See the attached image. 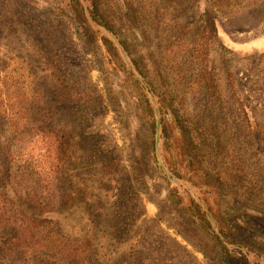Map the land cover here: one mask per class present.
I'll use <instances>...</instances> for the list:
<instances>
[{"label": "rangeland", "instance_id": "374dc122", "mask_svg": "<svg viewBox=\"0 0 264 264\" xmlns=\"http://www.w3.org/2000/svg\"><path fill=\"white\" fill-rule=\"evenodd\" d=\"M80 1L87 9L88 0ZM133 2L149 13L150 26L154 24L153 19L158 18L155 24L162 29L163 39L155 38L156 42L149 49L139 47L140 53L150 55L162 45L161 54L167 59L171 53L166 51L168 44L165 41L174 33L180 34L173 29L175 23L193 30L185 39L187 44L202 26L200 17L205 7L210 5L218 11L219 29L211 45L210 71L212 85L217 87L219 94L201 88L196 101L190 102V113L201 122L203 129L212 118L217 120L216 129H211L215 133L214 138L224 147L228 162L226 168H233L230 166L236 165L234 157H240L241 161L249 162V169L256 172L264 169V0ZM69 3L70 0H0V130L6 129V124L9 127L11 122L22 123L27 119L24 108L30 107V90L35 89L36 80L39 86L47 88L45 95H49L44 76L54 71L60 74V83L64 81L73 86L82 95L79 100L83 99L76 103L59 101L55 106L58 113L55 123L58 120L64 122L60 121L55 126L67 133L73 147L68 162L56 170L52 179L44 175L52 167H37L29 156L31 151H40L41 143L37 139L41 137L37 138L33 129H21L12 137L17 163L12 167H2L3 170L11 168L15 182L10 183V176H7L8 186L0 190L9 192L12 199L21 195L25 203H31L34 209L31 219H36L38 223L32 226L33 232L40 234L45 230L54 241L59 233L56 229L58 212L66 213L62 220L66 227L72 229L73 235L78 233L79 228L92 223L83 201L73 215H70L73 210L60 208L71 189L84 185L88 187L92 194L90 205H99V212L92 216V220L103 264H220L204 256L183 238L175 230V223L179 222L162 213L163 208L168 206V191L177 192L187 203L193 200L209 211L208 207L213 209L209 191L199 185L195 187L187 179L174 182L165 175L158 160L160 158L165 165L162 139L158 158L157 153L150 151L144 120L139 123L138 116L125 106L126 99L132 103V96H138L132 80L117 74L108 62L103 63L104 50L97 54L86 45L82 30L70 12ZM117 20L119 32L131 41L134 36L130 33L128 20L125 17ZM99 32L108 38L104 32ZM18 40L22 43L15 46ZM34 43L37 48H34ZM183 56L186 60V54ZM170 65L169 62L166 64ZM199 73L200 70L195 69L194 74ZM181 86L188 90L186 83ZM115 98H119L121 104H117ZM154 98L156 105L150 98L149 101L155 118V109H159L161 120L160 104L157 97ZM240 104L248 112L250 132H255L250 140L246 139L250 135ZM9 133L10 130H7L4 135ZM37 156H34L35 161L39 160ZM24 159L26 162L22 163ZM111 161L115 163L114 174L104 169ZM25 170L35 177L29 184L23 185L18 179ZM40 172L42 175L36 176ZM40 179L47 182L44 195L38 191L37 200H27L28 192L24 191V186L36 187ZM41 199L42 203L38 202ZM169 206L174 207L175 204ZM214 210L229 223V229L241 231L236 234L239 239L249 241L253 239L254 232L260 233V240L264 239V219L250 217L243 220L246 225L243 221L237 222L238 217L247 218L249 215L243 213L237 203L223 199L219 201L218 210L217 207ZM49 221L55 225H50ZM211 224L218 232L212 215ZM190 235L203 245L209 243L197 229H192ZM229 249L233 256H243L250 264H264V257H257L245 248L231 245Z\"/></svg>", "mask_w": 264, "mask_h": 264}, {"label": "trees", "instance_id": "16d2710c", "mask_svg": "<svg viewBox=\"0 0 264 264\" xmlns=\"http://www.w3.org/2000/svg\"><path fill=\"white\" fill-rule=\"evenodd\" d=\"M88 2L89 6L86 9L80 0H70V12L82 30L86 45L93 48L97 54L104 50L101 59L104 60L103 63L108 62L109 66L112 65L115 68L117 74L126 75L132 80V86L137 90L138 96H132V103L125 98L127 101L125 106L138 116L139 123L141 119L144 120L142 122H144L149 135L150 151L152 154L156 153L157 120L147 97V90L157 97L160 104L161 139L165 148L163 160L166 167L177 179H187L195 187L199 185V187L207 189L211 195L213 209L208 207L209 211H205L195 201L190 200L187 203V200L180 197L177 192L169 193L168 191V206H163V215L177 220L179 223H175V230L195 248H198L204 256L214 259L217 263L250 264L243 256L241 258L233 256L229 249L231 245L245 248L257 257H264V239H259L260 233H252L253 239L249 241L239 239L236 234L241 231L234 232L229 229V223H226L225 219H222L214 210V207L215 209L217 207L218 210L220 200L229 199L232 203H237L240 209H243V213L249 214L247 218L238 217L237 222L250 217L263 220L264 169L262 168L258 172L249 169V162L241 161L240 157H234L236 165L230 166L233 168H226L228 162L226 161L227 155L223 151L224 147L214 138L215 133L211 129H216L217 120L212 118L210 122L205 123L206 128L203 129L200 126L201 122L193 118L190 113V102L196 101L197 96L201 94V88L219 94L217 87L212 85L210 71L211 45L218 36L219 29L218 11L212 9L210 5L205 7L200 17L202 26L187 44L185 39L193 33V30H188L189 26L175 23L173 29L180 34L174 33L165 41L169 46L166 47V51L171 53L169 56L167 55L168 60L161 54L160 46L162 45H159L155 49L156 51L150 55L140 53V49L143 47L145 49L153 47V43L156 42L155 38L163 39L162 29L155 24L158 18H154V24L150 26L148 23L149 13L136 7L133 0H88ZM121 17H125L130 24L129 30L134 36L131 41H128L119 32L120 27L116 21ZM90 20L116 38L145 87L135 79L134 74L125 65L115 44L93 29ZM21 43L18 40L15 46L21 45ZM34 48H37L35 43ZM183 53L186 54V60ZM168 62L171 64L170 66H166ZM197 68L200 73L194 74ZM59 76L58 71L44 76L46 84L49 86V95H45L47 88L39 86V81L36 80L35 89L30 90V107L24 108L25 115L28 114L27 119L22 123L21 121L11 122L9 127L6 124V129L0 130V188L8 186L7 176H10V183L15 182L11 168L3 170L2 167H12V164L17 163V158L13 153L14 138L12 139V137L21 129H33L36 132L35 136L41 137L37 139L41 143L40 151H31L29 156L37 167L47 165L52 167L48 172H44V175L50 176L52 179L56 170L68 162L73 147L67 133L59 131L57 125L55 126L56 123L63 122L58 120L55 123L57 120L55 116L58 114L55 112V106L59 101L76 103L82 102L83 99L79 100L82 95L73 86L64 81L60 83ZM183 83H186L188 90L185 91V88L181 86ZM47 98H49L48 101ZM214 98L217 100L215 94ZM116 100L117 104H121L119 98ZM240 107L250 135L246 136V139L250 140L255 132H250L248 112L242 104ZM214 125L215 127H213ZM7 130H10L9 135H4ZM262 152L264 153V151ZM36 155L39 160L35 161L34 156ZM25 162L24 159L22 163ZM114 164V161H111L107 167H104L105 171L114 174L116 171ZM28 166L29 164L26 165V167ZM40 174L42 175V172L36 173V176ZM32 177L35 175H32L29 170H25L20 174L18 182L21 179L23 185L29 184ZM39 182L36 187L24 186V191L28 192L27 200H37L38 191L44 195L47 182L41 179ZM10 196L9 192L0 190V264H103V257L97 243L98 235L95 227L93 228L94 221L92 220V216L99 212V205L97 203L90 205L92 194L88 187L84 185L71 189L60 208L64 211L73 210V213L70 214L73 215L83 201L84 205L88 207V218L92 223L79 228L78 233L73 235L72 229L66 227L62 220L66 213L58 212L59 223H56V229H59V233L56 234L54 241L45 230L40 234L33 232L32 226L38 223L36 219H31L32 211H34L31 203H25L21 195H15L14 199ZM38 202L42 203V199ZM169 204H175V206L170 207ZM52 212L55 213V208ZM208 212L214 217L218 232L214 230L208 218ZM222 220L224 221L222 222ZM49 222L50 225H55L53 221ZM246 224L243 221V225ZM61 227L64 231H61ZM192 229H197L204 234L209 240L208 245H203L198 239L191 236Z\"/></svg>", "mask_w": 264, "mask_h": 264}, {"label": "water", "instance_id": "95a60500", "mask_svg": "<svg viewBox=\"0 0 264 264\" xmlns=\"http://www.w3.org/2000/svg\"><path fill=\"white\" fill-rule=\"evenodd\" d=\"M87 17H89L88 16V14H87ZM90 23H91V26L93 27V29H95L96 31H101V32H104L105 33V35L108 37V39H110L114 44H115V46L118 48V50H119V53L121 54V56H122V58H123V60H124V62L126 63V65L128 66V68H129V70L134 74V76H135V79H137L140 83H141V85L142 86H144L145 87V85L144 84H142V79L139 77V75L136 73V71H135V69H134V67H133V65H132V63L130 62V60H129V58L127 57V55H126V53L124 52V50L121 48V46L119 45V43H118V41L116 40V38L112 35V34H110L108 31H106V30H104V29H102V28H100V27H98L95 23H93L91 20H90ZM147 94L149 95V98H150V100L152 101V103L154 104V105H156V103H155V98H154V94L152 93V92H150L149 90H147ZM155 114H156V120H157V133H156V155L158 156V158L160 157V155H159V147H160V142H161V121H160V117H159V109L158 108H156L155 109ZM159 160V164H160V166H161V168H162V170H163V172L165 173V175L168 177V179H170V180H172V181H174V182H177V178L165 167V165L163 164V162L161 161V159L159 158L158 159ZM203 208H204V206H203ZM204 210L205 211H207V209L206 208H204ZM208 218H209V220H210V222H211V215L209 214V212H208ZM214 228V230H216V228L215 227H213ZM219 235V234H218ZM220 236V235H219ZM235 247H237V248H241V247H238V246H235Z\"/></svg>", "mask_w": 264, "mask_h": 264}]
</instances>
